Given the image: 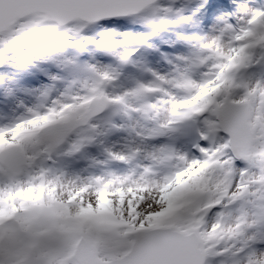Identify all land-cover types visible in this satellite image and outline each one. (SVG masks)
Listing matches in <instances>:
<instances>
[{
    "label": "snow or ice",
    "instance_id": "6c2138e0",
    "mask_svg": "<svg viewBox=\"0 0 264 264\" xmlns=\"http://www.w3.org/2000/svg\"><path fill=\"white\" fill-rule=\"evenodd\" d=\"M0 264H264V0H0Z\"/></svg>",
    "mask_w": 264,
    "mask_h": 264
}]
</instances>
